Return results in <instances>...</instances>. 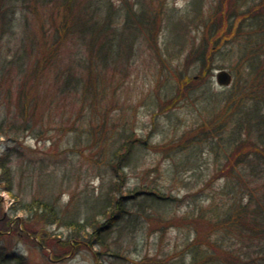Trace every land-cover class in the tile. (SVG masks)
Masks as SVG:
<instances>
[{
  "label": "rangeland",
  "instance_id": "obj_1",
  "mask_svg": "<svg viewBox=\"0 0 264 264\" xmlns=\"http://www.w3.org/2000/svg\"><path fill=\"white\" fill-rule=\"evenodd\" d=\"M79 1L98 8L101 17L107 15L104 21L110 30L124 25V6L144 8L149 18L142 30L125 36L117 60H97L89 68L92 57L88 36L69 32L53 44L55 28L64 15L75 28L73 2L13 0L8 5L7 23L1 26L0 20V58L12 62L18 51L22 57L20 71L14 63L0 68V123H10L0 134V155L8 152L13 173L12 194L0 184V246L20 255L25 264H164V259L175 258L193 236L185 215L206 206L212 198H221L224 179L213 177L216 158L209 142L179 145L206 116L199 104L201 90L171 100L178 73L192 72V66L184 69L185 54L200 40L204 20L218 2ZM225 5L226 0H222L219 8L224 10ZM43 41L56 49L51 63L28 73L38 43ZM228 58L221 53L215 55L212 64L216 68L212 69L210 83L202 88L222 89L214 74L221 68L231 73L233 61ZM67 67L72 68L74 78L65 84L62 70ZM94 67L98 73L89 76L92 84L83 94L81 84L89 83L87 74L95 71ZM79 79L81 83L77 84ZM18 92L22 93L19 98ZM24 102L27 128L18 126L23 121L20 107ZM125 132L142 142L134 146L123 166L124 177L118 179L120 192L130 195L127 206L131 213L127 217L134 219L133 225L119 222L106 233L110 249L118 247L119 256L101 252L98 244L86 245L83 238L71 240L69 248L62 246L69 235L68 227L17 210L19 202L37 198L52 201L64 220L82 221L96 212L117 178L109 161ZM140 186L155 187L173 198L164 202L146 199L142 207H137L132 201L144 195H131ZM9 217L12 220L7 226ZM0 264L17 263L11 260Z\"/></svg>",
  "mask_w": 264,
  "mask_h": 264
},
{
  "label": "trees",
  "instance_id": "obj_2",
  "mask_svg": "<svg viewBox=\"0 0 264 264\" xmlns=\"http://www.w3.org/2000/svg\"><path fill=\"white\" fill-rule=\"evenodd\" d=\"M11 1L0 0L1 26L7 23L6 10ZM220 1H216L218 3L212 13L205 18L200 40L191 45L185 54L184 69L192 66V72L178 73V85L171 100L189 97L201 90L199 104L200 109L206 111V116L181 137L179 145L185 146L190 142L189 146H192L204 140L209 142L210 151L216 158L213 177L224 179L221 198H212L206 206H199L185 215L184 221L192 226L193 236L182 245L175 258L170 261L168 257L164 259V264H264V0H226L224 10L219 8ZM64 2L75 4L76 15L72 17L75 28L73 23H68L67 15H64L55 28L53 44L69 32H78L83 38L88 36L87 43L92 57L89 68L97 60L102 63L117 60L121 52L119 45L125 36L129 37L134 30H142L149 18L144 8L131 10L124 6V25L110 30L104 21L107 15L102 18L98 8L79 0ZM54 49L52 43H38L28 73L47 68ZM217 53L229 56L228 61H233L230 65L232 82L222 86L219 91L202 88L203 84L210 83L212 69L216 68L212 63ZM21 57L18 51L14 54V60L9 61L18 64L19 71ZM0 60V68H6L8 61L3 58ZM62 71L66 76L65 84L71 77L74 78L71 67ZM97 73L96 68L95 71L89 70V83L81 84L83 94L90 89V77H96ZM79 83L80 79L77 81ZM21 94L18 92V98ZM26 105L24 102L20 107L23 121L18 126L21 128L28 127ZM9 124L1 120L0 134L6 132L4 125ZM141 142L131 132L122 135L109 161V167L117 178L110 184L97 211L82 221L62 219L50 200L34 198L29 202H19L17 210L41 216L51 224L68 227L69 235L62 246L67 245L69 248L71 240L83 238L86 245L98 244L101 252L119 256L118 247L113 251L110 249L106 233L119 222H125V226L126 223L133 225L134 219L127 217L131 213L127 206L130 195L120 192L118 179L124 177L123 166L134 146ZM12 180L10 155L4 152L0 155V184L10 194ZM132 192V198L135 194L144 195L132 201L137 207H142L146 199L164 202L173 198L155 187L144 189L140 186ZM98 215L100 217L97 218ZM11 220V217L6 218L7 226ZM98 252L95 251V254ZM11 260L25 264L20 255L8 253L0 246V263Z\"/></svg>",
  "mask_w": 264,
  "mask_h": 264
},
{
  "label": "water",
  "instance_id": "obj_3",
  "mask_svg": "<svg viewBox=\"0 0 264 264\" xmlns=\"http://www.w3.org/2000/svg\"><path fill=\"white\" fill-rule=\"evenodd\" d=\"M215 81L220 86H227L231 83L232 75L226 69H217L214 74Z\"/></svg>",
  "mask_w": 264,
  "mask_h": 264
}]
</instances>
